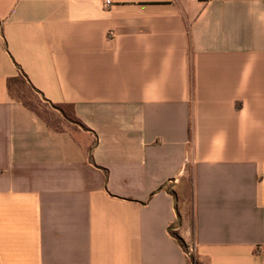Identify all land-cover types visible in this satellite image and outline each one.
Returning <instances> with one entry per match:
<instances>
[{"label": "crops", "instance_id": "crops-1", "mask_svg": "<svg viewBox=\"0 0 264 264\" xmlns=\"http://www.w3.org/2000/svg\"><path fill=\"white\" fill-rule=\"evenodd\" d=\"M105 1L0 0V264H264V0Z\"/></svg>", "mask_w": 264, "mask_h": 264}, {"label": "rangeland", "instance_id": "rangeland-1", "mask_svg": "<svg viewBox=\"0 0 264 264\" xmlns=\"http://www.w3.org/2000/svg\"><path fill=\"white\" fill-rule=\"evenodd\" d=\"M28 97V96H26ZM30 104L36 108H38L42 113L44 114H50V117H52V115L54 113H50V107L46 104H44L36 95H34V99L33 98H30ZM62 109L65 111L64 113L67 115V116H70L69 114V110L65 107H62Z\"/></svg>", "mask_w": 264, "mask_h": 264}, {"label": "built area", "instance_id": "built-area-1", "mask_svg": "<svg viewBox=\"0 0 264 264\" xmlns=\"http://www.w3.org/2000/svg\"><path fill=\"white\" fill-rule=\"evenodd\" d=\"M202 1H205V0H202ZM105 4H106V5H109V4H110V1H109V0H106V1H105ZM192 252H193L192 249H191V250H190V249L187 250V253H188V254H192ZM192 264H195V262H194L193 260H192Z\"/></svg>", "mask_w": 264, "mask_h": 264}, {"label": "trees", "instance_id": "trees-1", "mask_svg": "<svg viewBox=\"0 0 264 264\" xmlns=\"http://www.w3.org/2000/svg\"><path fill=\"white\" fill-rule=\"evenodd\" d=\"M175 238H176L177 241H179L181 243L183 248H185V245H184L183 241L178 236H175Z\"/></svg>", "mask_w": 264, "mask_h": 264}]
</instances>
